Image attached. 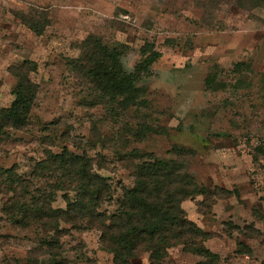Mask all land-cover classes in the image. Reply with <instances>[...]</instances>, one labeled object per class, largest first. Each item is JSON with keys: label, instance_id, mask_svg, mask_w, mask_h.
I'll return each mask as SVG.
<instances>
[{"label": "rangeland", "instance_id": "obj_1", "mask_svg": "<svg viewBox=\"0 0 264 264\" xmlns=\"http://www.w3.org/2000/svg\"><path fill=\"white\" fill-rule=\"evenodd\" d=\"M91 36L118 49L125 72H140L138 103L102 99L72 70ZM25 61L35 64L36 99L24 127L0 132V173L45 189L52 179H34L32 166L66 148L89 157L118 198L133 184L134 152L175 159L197 183L232 192L181 203L218 264H264V0H0V108L12 103V68ZM4 177L0 264H114L96 229L13 224L2 213ZM64 194L74 198L58 191L54 208H65ZM201 260L178 245L163 263ZM131 263L149 264L148 253Z\"/></svg>", "mask_w": 264, "mask_h": 264}, {"label": "trees", "instance_id": "obj_2", "mask_svg": "<svg viewBox=\"0 0 264 264\" xmlns=\"http://www.w3.org/2000/svg\"><path fill=\"white\" fill-rule=\"evenodd\" d=\"M18 18L35 33H42L38 22L24 15ZM149 65L144 61L138 67ZM71 67L93 86L100 98L123 109L143 97V90L135 85L140 72H125L118 49L99 37L91 36L82 42L80 56L71 61ZM32 71H35L32 61L12 68L17 83L12 103L0 108V132L27 124L37 94V85L29 77ZM134 153L138 162L133 166V184L122 188L118 198H114L107 178L94 172L89 157L66 148L59 153L47 152L45 159L32 166L34 179H52L45 189L17 178L13 169H4L0 176L5 175L4 188L9 198L2 213L21 228L38 224L47 230L61 231L62 222L77 230L96 229L100 232L101 249L112 255L114 264H132L131 260L144 252L148 253L149 264H164L168 249L178 245L202 257L197 264H218L219 256L204 245L208 234L187 218L181 203L192 196L207 199L232 192L197 183L184 164L175 159ZM58 191L74 192L73 199L63 195L65 208L52 206ZM106 202L115 205L112 212L100 209Z\"/></svg>", "mask_w": 264, "mask_h": 264}]
</instances>
